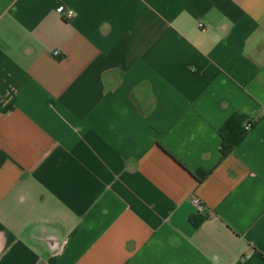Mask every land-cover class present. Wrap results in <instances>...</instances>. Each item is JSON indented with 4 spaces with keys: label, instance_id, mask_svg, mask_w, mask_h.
Here are the masks:
<instances>
[{
    "label": "crops",
    "instance_id": "crops-1",
    "mask_svg": "<svg viewBox=\"0 0 264 264\" xmlns=\"http://www.w3.org/2000/svg\"><path fill=\"white\" fill-rule=\"evenodd\" d=\"M0 264H264V0H0Z\"/></svg>",
    "mask_w": 264,
    "mask_h": 264
},
{
    "label": "trees",
    "instance_id": "trees-1",
    "mask_svg": "<svg viewBox=\"0 0 264 264\" xmlns=\"http://www.w3.org/2000/svg\"><path fill=\"white\" fill-rule=\"evenodd\" d=\"M245 121L244 116H233L231 117L222 127L221 129V138H222V146H221V160L226 158L236 146L244 139L245 134L247 133L246 127L243 126V122ZM251 123V128L253 127V123ZM250 128V129H251ZM198 175V174H197ZM199 177L201 180L205 179L207 173H199ZM200 222L196 224L199 225Z\"/></svg>",
    "mask_w": 264,
    "mask_h": 264
},
{
    "label": "built area",
    "instance_id": "built-area-1",
    "mask_svg": "<svg viewBox=\"0 0 264 264\" xmlns=\"http://www.w3.org/2000/svg\"><path fill=\"white\" fill-rule=\"evenodd\" d=\"M57 12L59 13V15H61L66 20H70V19L74 18V16H75V12L73 10L68 9L64 6L59 7L57 9ZM58 54L59 53H57V52L55 53V55H58ZM245 127L247 130H250L251 123L248 121ZM194 203L197 206V208L199 209V211L202 212L205 210L206 206L198 198L194 199Z\"/></svg>",
    "mask_w": 264,
    "mask_h": 264
}]
</instances>
